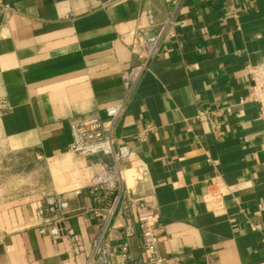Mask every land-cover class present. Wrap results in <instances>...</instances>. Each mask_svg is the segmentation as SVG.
<instances>
[{"label": "crops", "instance_id": "0c3cea01", "mask_svg": "<svg viewBox=\"0 0 264 264\" xmlns=\"http://www.w3.org/2000/svg\"><path fill=\"white\" fill-rule=\"evenodd\" d=\"M149 8L158 23L173 14L186 26L129 93L122 74L137 60L122 36L158 32ZM262 62L264 0H0V264H85L100 223L92 210L103 204L90 186L112 160L70 153V125L123 100L115 135L135 153L128 172H147L128 183L159 214L162 255L264 264V122L256 104H238L250 89L246 67ZM216 182L227 194L212 209ZM47 192L69 202L79 256L38 232ZM127 224L138 263L134 214L115 217L110 238L122 242Z\"/></svg>", "mask_w": 264, "mask_h": 264}, {"label": "built area", "instance_id": "2783aa9c", "mask_svg": "<svg viewBox=\"0 0 264 264\" xmlns=\"http://www.w3.org/2000/svg\"><path fill=\"white\" fill-rule=\"evenodd\" d=\"M146 14L148 29L158 30L155 35L145 37L141 31H130L122 36L124 39H131L129 49L137 60L133 68L122 74L129 93L136 87L143 74L149 71V65L157 57L163 40L167 37L176 38L178 31L186 26L185 21H177L173 14L160 23L154 19L151 8L146 10ZM246 72L250 89L245 96L238 99V104H256L259 108V117L264 122V62L247 66ZM125 108L126 100H123L107 107L104 118L90 116L70 125L71 142L68 145L70 153L84 157L101 155L112 160V164L101 165L95 181L90 186V193L102 198L103 204L92 210L99 216L100 223L92 238L85 264H178L175 259L165 257L161 253L158 212L149 201L133 195L130 190L129 180L140 182L147 172L141 170L129 173L130 169L124 167L125 162L135 156L128 146L118 143L115 135L116 122ZM214 186L216 188L207 196L206 202L212 209H218L220 205L217 207L214 202L227 194V188L221 187L219 182ZM75 194L79 195L80 191H76ZM41 199L35 214L38 232L53 241L68 242L71 253L79 256L82 252L81 238L69 225L71 212L69 202L56 192L44 193ZM133 214L142 239L143 258L138 263L134 262L130 252L129 239L135 234L132 224L124 226L122 242L113 244L110 238L114 218L122 217L129 220ZM4 239L5 235L0 232V242ZM7 249L11 250V247L8 246ZM114 256L119 260L112 261ZM29 264L41 263L35 261Z\"/></svg>", "mask_w": 264, "mask_h": 264}]
</instances>
